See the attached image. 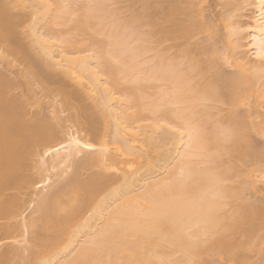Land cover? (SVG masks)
<instances>
[{"label":"bare ground","instance_id":"6f19581e","mask_svg":"<svg viewBox=\"0 0 264 264\" xmlns=\"http://www.w3.org/2000/svg\"><path fill=\"white\" fill-rule=\"evenodd\" d=\"M120 1L0 0V61L29 76L0 71V264H249L264 0L245 26L219 22L248 32L258 64L232 55L240 36L219 46L208 0Z\"/></svg>","mask_w":264,"mask_h":264},{"label":"rangeland","instance_id":"374dc122","mask_svg":"<svg viewBox=\"0 0 264 264\" xmlns=\"http://www.w3.org/2000/svg\"><path fill=\"white\" fill-rule=\"evenodd\" d=\"M122 1H124V2H122ZM122 1H120L119 3L120 4H117V6H119V7H122V6H124V7H126L127 6V2L125 1V0H122ZM255 1L256 0H208L207 1V3L208 4H210V5H208V7H209V9H207L206 10V12L208 11V10H212V12H211V10L210 11H208L207 13H209V12H211V13H209V14H211V16L210 17H212V19L213 18H215V19H213V20H215L214 22H216V21H218L217 23H215L216 25H218V27L217 28H219V30H218V36H221V38L219 39V37L217 38V39H219V41L222 39V35L221 34H223V39H224V37L225 38H228V39H230L229 41H233V40H237L239 37L238 36H240L241 38H239L238 39V41H237V43H236V41H234L235 42V48L233 47V50L235 51L237 48V50L235 51V53L233 52V50H231V51H229L232 47H229L230 49H228L227 48V52L228 53H230L231 54V52H233L232 53V55H237V52H239L238 53V55H242V54H244L245 56L244 57H246L247 58V62H251V64H255V63H257L256 61H255V59L253 58V49L250 47V45H249V41H250V36H249V34H248V32L246 31V30H242L243 29V27H242V29H241V32H240V34L238 35V33H236V35L237 36H232L233 34L231 33V30L232 29H230V28H228V26L226 25V27H224L225 26V24H232V22H233V26L235 27L236 25V23L238 24V26H239V24L240 25H243V26H245V23L247 22V21H251L252 19H253V17H255V16H257V11H256V6H255ZM122 2V3H121ZM211 2V3H210ZM233 2L235 3L234 5H233ZM122 4V5H121ZM229 4V5H228ZM237 4V5H236ZM227 5V6H226ZM236 6V7H235ZM227 7V8H226ZM232 8V9H231ZM236 8V9H235ZM231 9V10H230ZM213 12H216V13H214L213 14ZM213 14V15H212ZM216 14H219V15H216ZM232 14V15H231ZM213 16H215V17H213ZM218 16V17H217ZM219 16H221V18L219 17ZM233 16V17H232ZM217 17V18H216ZM232 17V18H231ZM216 19H218V20H216ZM222 20V21H221ZM219 22H223V23H219ZM224 26H223V25ZM220 25H221V28L222 27H224V29L222 28H220ZM233 26H231V28H233ZM226 29V30H225ZM228 29V30H227ZM223 30H225V31H223ZM227 32H229V33H231L230 35H229V33L228 34H226ZM232 32H233V30H232ZM203 35H205L204 33H201V36H200V34L198 35L199 37H200V40H199V38L197 37V38H195L194 40H192V42H200L201 40H205V38H203L204 36ZM229 36V37H227V36ZM249 36V37H248ZM201 37L203 38V39H201ZM230 37H232V39L230 38ZM235 37V38H234ZM198 39V40H197ZM222 39V41H218L219 42V46L221 47V48H225L224 46H226V45H224V44H228L229 45V43H227L228 41L226 40L225 41V39L223 40ZM184 39H182V41H183ZM174 41V40H173ZM180 41H181V39H180ZM168 43H169V41H167ZM175 42V41H174ZM173 42V43H174ZM226 42V43H225ZM179 43V40L177 41V44ZM184 43V42H183ZM224 43V44H223ZM165 44V43H164ZM181 44H182V42H181ZM189 44V43H188ZM231 44V43H230ZM168 45V44H167ZM169 45H171V44H169ZM173 45V44H172ZM171 45V46H172ZM185 45H187V44H185ZM184 45V46H185ZM236 45H240V47H237ZM177 46H179V44L177 45ZM231 46V45H230ZM228 47V46H227ZM237 47V48H236ZM176 48V47H175ZM174 48V49H175ZM178 48H180V47H178ZM177 49V48H176ZM175 49V50H176ZM181 49V48H180ZM1 51V50H0ZM173 51V50H172ZM0 54H1V52H0ZM7 53H5V55H6ZM151 54V53H150ZM149 54V55H150ZM5 55H2V56H5ZM9 54H7L6 56H8ZM1 56V55H0ZM147 56V55H146ZM243 56V55H242ZM252 56V57H251ZM238 57V56H237ZM241 57V56H240ZM5 58V57H4ZM7 58V57H6ZM3 59V60H8V63H5V62H3L2 61V59H1V64H0V71H2V73H4L6 76H8L10 79H15V83H16V85L18 84V85H20V86H22L21 84H26L25 82H24V80L26 81L27 80V77H29L28 76V68L26 67H24L22 64H21V62H18V58L16 59L15 57H14V55H13V57H12V55H10V56H8V59ZM249 59H251V61L249 60ZM253 59H254V61H253ZM9 60H10V62H9ZM246 60V59H245ZM253 62V63H252ZM2 63H3V65H2ZM4 63H5V65H4ZM259 63V62H258ZM257 63V64H258ZM21 64V65H20ZM26 72V73H25ZM26 75H25V74ZM24 75V77H22ZM27 76V77H26ZM25 77H26V79H25ZM19 79H20V81H19ZM31 80V79H30ZM17 81H18V83H17ZM22 81V83L21 84H19L20 82ZM33 81L35 82L36 80H34V79H32V81H31V83H33ZM24 82V83H23ZM27 82V81H26ZM37 82V81H36ZM39 82V81H38ZM260 82H263L264 83V77H263V79H261V81L259 80V83ZM40 84V83H39ZM39 84H35L34 85V83L33 84H30V86H29V88L28 89H31V85H32V87H34V89H36V88H38L39 90V94L41 95V91L42 90H40V88H41V86L39 85ZM72 84V83H71ZM38 85V86H37ZM52 85V84H51ZM51 85H50V87H51ZM54 86H56L57 87V85L56 84H53ZM54 86H52V87H54ZM73 86V85H72ZM15 87V86H14ZM17 87V86H16ZM24 87V86H23ZM40 87V88H39ZM73 87H75V86H73ZM20 88V87H19ZM19 88H17V90L15 89V88H13V89H11V91L13 92V93H17L18 92V90H20ZM21 89H25V87L24 88H21ZM26 89H27V86H26ZM43 89V88H42ZM10 91V93H12ZM14 91H16V92H14ZM39 95H37V96H35V97H38ZM34 97V99H36ZM41 97H43V96H41ZM38 98H40V97H38ZM50 98V97H49ZM54 98H56V97H54ZM58 98V97H57ZM60 98V97H59ZM33 99V98H32ZM41 99V98H40ZM45 100V102L43 101V100H41V101H43V104H45L46 106H47V108L48 109H50L51 110V108H49V107H52V104L56 101V100H53V97H52V99L50 98V100L49 101H47L48 100V98L46 99V98H44ZM28 100H30V99H28ZM51 100H52V102H51ZM29 102H35L34 100L32 101V100H30ZM46 102H48V104H46ZM57 102V101H56ZM44 105V106H45ZM45 106V107H46ZM34 107H32V109H33ZM226 108H227V106H226ZM34 110H36L35 108H34ZM44 111V110H43ZM45 113H49V111L47 112V109L45 108ZM68 113H69V111H68ZM70 113H71V111H70ZM65 114H67V111H65ZM65 114L64 113H62V115L63 116H65ZM61 115V116H62ZM161 175H159L158 176V178L160 177ZM158 178H156L155 177V179H158ZM154 179V180H155ZM256 198V197H255ZM264 244V243H263ZM263 244H261V245H259L260 246V248L261 247H263V249H264V246H263ZM259 248V247H258ZM255 249V250H257L258 251V253H257V251L256 252H254V249H252V250H250L249 249V251L245 254V252H244V254L246 255V257H247V262L249 263V264H262V257L264 256L263 254H261L262 253V248L261 249ZM246 250H248V248L246 249ZM245 250V251H246ZM251 251V252H250ZM259 251H260V253H259ZM264 251V250H263ZM259 254L261 255V256H259ZM263 255V256H262ZM245 257V258H246ZM16 258H18V257H16ZM259 259H260V261H259ZM246 262V261H245ZM256 262H258V263H256Z\"/></svg>","mask_w":264,"mask_h":264}]
</instances>
